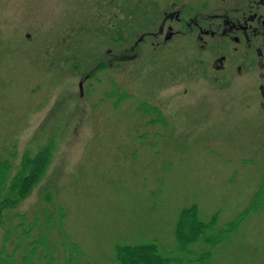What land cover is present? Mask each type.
<instances>
[{"label":"rangeland","instance_id":"1","mask_svg":"<svg viewBox=\"0 0 264 264\" xmlns=\"http://www.w3.org/2000/svg\"><path fill=\"white\" fill-rule=\"evenodd\" d=\"M199 5L0 0V163H13L14 176L46 163L13 212L40 221L58 213L38 247L41 264L47 249L53 264H65V241L84 264H117L118 245L155 242L171 256L185 210L215 218L219 231L256 207L259 99L248 84L223 87L215 72L196 70L199 40L186 24ZM237 227L212 264H264V202ZM12 239L13 262L4 264L23 258Z\"/></svg>","mask_w":264,"mask_h":264},{"label":"trees","instance_id":"2","mask_svg":"<svg viewBox=\"0 0 264 264\" xmlns=\"http://www.w3.org/2000/svg\"><path fill=\"white\" fill-rule=\"evenodd\" d=\"M31 167L26 165L18 171V175L14 176L16 170L13 163H0V233L6 229L3 249L0 253V264L6 263V258L13 260L14 255L8 256L7 248L11 239L14 237L17 242L15 245L16 252L21 250L23 258L18 264H41L43 259L38 256V247L42 243L46 245L47 238L44 233L53 228L50 225L56 220L58 213H44V220L28 219L25 215H18L13 212L18 209L20 203L32 193L34 188L40 184L45 177L46 163H31ZM14 169V170H13ZM259 190L257 194V203L255 206L249 207L245 213L225 226L222 230H217L218 220L212 218L207 222H203L195 215L193 209L185 210L175 228L176 249L173 255H164L158 244L155 242L145 243L139 245H118L116 247V262L117 264H212L214 251L217 247L226 243L233 232L238 229V224L249 214L256 210L260 201L264 202V188ZM48 195V202L50 200ZM12 214V215H11ZM19 219L17 225H12L15 219ZM28 224V226H27ZM9 227H8V226ZM233 227H236L233 229ZM35 238L34 242L29 239ZM12 239V244L14 242ZM200 244L201 250L195 254L191 248L194 245ZM63 248L67 251V258L65 264L85 263L81 259L80 253L76 252V248L69 242L63 243ZM45 257V264H53L54 258L49 254ZM185 255L186 257L180 258ZM5 256V259H3ZM189 256V257H187ZM192 258V259H190ZM13 262V261H11Z\"/></svg>","mask_w":264,"mask_h":264},{"label":"flooded vegetation","instance_id":"3","mask_svg":"<svg viewBox=\"0 0 264 264\" xmlns=\"http://www.w3.org/2000/svg\"><path fill=\"white\" fill-rule=\"evenodd\" d=\"M199 2L198 17L186 24L199 40L202 59L196 70L215 72L214 82L223 87L248 84L258 96L264 118V0ZM166 17L175 22L173 15Z\"/></svg>","mask_w":264,"mask_h":264}]
</instances>
